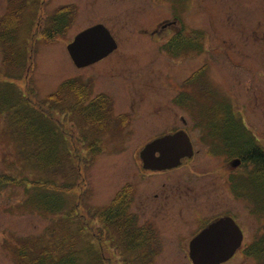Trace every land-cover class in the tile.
Listing matches in <instances>:
<instances>
[{
    "label": "rangeland",
    "instance_id": "1",
    "mask_svg": "<svg viewBox=\"0 0 264 264\" xmlns=\"http://www.w3.org/2000/svg\"><path fill=\"white\" fill-rule=\"evenodd\" d=\"M34 1L30 5L22 3L21 8L19 29L30 26V33L26 39L19 29L17 33L32 49L29 72L3 64L6 52H2L0 45V79L6 74H20L24 78L17 80L16 85L26 92L25 85L27 87L30 80L33 94L40 98L54 91L63 79L75 78L90 85L89 97L104 93L111 98L116 113L132 115V120L124 127H117L113 120L107 129L99 131L101 143L97 146L101 150L94 145L93 151L101 152L89 151L88 160L79 161L78 157L73 160L74 166L83 165V177L81 184L65 196L66 210L80 202L76 213L87 214L88 210L92 212L109 203L115 189L127 175L135 173L133 162L136 165L135 159L143 142L170 125L168 113L171 115L173 112L168 110L176 109L170 106L172 98L180 90L183 80L197 68L203 67L201 70L209 78V86L216 87L230 99H236V93L241 100L256 95V118L252 116V120L263 119L260 124L264 125V37L261 35L263 26L259 24V19L264 17V0ZM21 2L23 0L17 4ZM14 4L15 1L9 6L8 0H0V16ZM68 4L74 6L72 22L62 34L48 40L44 32L51 26L53 9ZM171 19L177 23L162 28ZM97 22L104 23L112 31L118 41V49L102 61L78 69L73 65L66 45L76 33ZM180 26L186 30H198L196 35L199 34L203 41L202 52L179 58L164 57L162 44L172 34H177ZM180 33L191 34L183 30ZM242 64L244 69L239 66ZM65 123L71 126L69 122ZM68 126L65 128L70 129ZM74 127L83 132L79 119L75 120ZM93 129L90 128V132ZM90 132L88 136L93 135ZM90 139L88 141L92 142ZM12 141L5 120H1L0 174L10 172L28 180L45 176V173L32 170L29 162L23 165L17 159ZM13 163L15 169L11 168ZM64 172L68 173L65 167ZM57 176L62 177L60 171ZM64 177L68 182L73 181L71 177ZM23 187V184L9 183L0 188V264L13 262V249L19 238L40 236L46 228L51 231L55 224L56 215L46 216L24 203L27 193ZM79 192L82 201H78ZM248 219L252 218L248 216ZM49 239L51 233L46 237ZM112 246L115 247L108 244L104 247L103 256L117 261L119 255L108 253ZM152 261V264H192L187 256L182 255L152 256ZM223 264H258V261L253 257L236 255Z\"/></svg>",
    "mask_w": 264,
    "mask_h": 264
},
{
    "label": "flooded vegetation",
    "instance_id": "2",
    "mask_svg": "<svg viewBox=\"0 0 264 264\" xmlns=\"http://www.w3.org/2000/svg\"><path fill=\"white\" fill-rule=\"evenodd\" d=\"M263 20L264 17L260 18L259 24L263 26L264 37ZM176 23L171 19L162 28ZM181 30L191 32L185 37H197L193 28L186 30L180 26L177 32ZM175 34L162 44L164 57L179 58L202 52L197 39L178 41ZM239 66L244 69L245 65ZM202 68L191 71L173 96L170 106L176 109L168 110L173 112L168 113V128L150 136L139 148L136 165L133 162L135 173L127 175L109 203L101 205L106 206L101 208L100 219L105 223L101 228L111 233L106 245L115 246L109 248V254L188 257L195 253L194 239L212 224L222 222L224 226L210 229L213 232L210 238L217 240L210 253L225 254L231 248L232 257L262 253L264 125L260 124L263 119L252 120L256 95L241 100L236 93V99H230L208 85L209 78L204 76ZM101 97L98 100L103 101L101 107L107 121L114 120L117 126L124 127L132 120V115L115 112L108 95ZM179 131L188 135L189 153L179 158L181 144L177 143L174 157L163 160L161 144L152 155L159 161L143 162L140 151L146 143ZM255 151L262 156L254 155ZM99 249L100 254H105L102 243Z\"/></svg>",
    "mask_w": 264,
    "mask_h": 264
},
{
    "label": "trees",
    "instance_id": "3",
    "mask_svg": "<svg viewBox=\"0 0 264 264\" xmlns=\"http://www.w3.org/2000/svg\"><path fill=\"white\" fill-rule=\"evenodd\" d=\"M10 3L14 0H10ZM72 10L62 8L51 17V26L44 32L47 39L63 33L64 29L72 21ZM8 17L7 19H5ZM21 22V10L14 7L0 17V45L2 52H6L2 63L9 68L18 67L27 73L30 67L32 49L28 47L26 40H21L18 29ZM29 24V23H28ZM21 34L30 33V26L23 27ZM23 74V73H22ZM25 75V74H24ZM7 79H0V115L8 118L13 125V134L20 143V154L23 162H29L31 169L45 173V176L29 182L23 178L26 195V205L44 215H56L55 224L51 231L47 228L40 236L26 235L19 238L13 249V262L11 264H152V256L149 255H119L115 261L112 257H105L96 250V245L86 238L92 236L94 224H92L95 211L87 214L74 212L75 205L66 210L65 196L70 194L74 187L82 182L80 168L74 166L75 159L81 161L78 148L70 145L52 116L55 109L63 111L62 105L67 95H72L70 107L78 115L85 114L90 123L96 120L99 123L105 114L102 110V98L98 96L99 105L91 104L85 110H81V102L87 95L86 85L76 81L66 80L62 82L56 92L37 101L33 96L31 87H27L28 97L23 95L21 89L14 83L22 79V75L6 74ZM67 90V91H66ZM95 105V107H94ZM54 110V111H53ZM56 121V120H55ZM60 127H63V124ZM74 148L71 156L70 150ZM92 148V144L89 145ZM254 155L262 156L255 151ZM78 162V161H76ZM64 167L68 173L64 172ZM61 172L62 177L57 176ZM68 174V175H67ZM71 177L68 182L64 177ZM7 181L5 177L0 179V184ZM78 202L76 207L79 206ZM103 224L104 221L102 222ZM89 226V231L84 226ZM51 233V243L46 240ZM154 258V257H153Z\"/></svg>",
    "mask_w": 264,
    "mask_h": 264
},
{
    "label": "water",
    "instance_id": "4",
    "mask_svg": "<svg viewBox=\"0 0 264 264\" xmlns=\"http://www.w3.org/2000/svg\"><path fill=\"white\" fill-rule=\"evenodd\" d=\"M115 47V40L110 34L109 30L102 24H96L76 34L73 40L67 45V51L77 67H84L105 57ZM186 139V135L182 132L165 136L162 139H156L145 146L141 153V156L144 159H148L150 163H155V158H152V153L155 151V149H157V147H160V145L162 144L164 146L163 151L167 155H171L176 152V149L173 148V145L176 142L182 145V152L187 153L189 150V145ZM165 153H163V157ZM183 154H180L178 156H181ZM222 223L216 225L224 226V223ZM225 223L228 224L229 221H226ZM216 225L212 224L207 230H205L194 239L192 250L194 252L195 249H197V255L193 253L189 256L193 264H219L227 260L231 256V251L233 250V248L230 249L229 253L216 255L210 253L216 246L213 247L208 242L204 245L200 243L204 238L211 237V234L213 232H211L210 229L215 228Z\"/></svg>",
    "mask_w": 264,
    "mask_h": 264
},
{
    "label": "bare ground",
    "instance_id": "5",
    "mask_svg": "<svg viewBox=\"0 0 264 264\" xmlns=\"http://www.w3.org/2000/svg\"><path fill=\"white\" fill-rule=\"evenodd\" d=\"M207 242H208L210 245H212L213 247L216 246V244H217V240L214 241V239H213V238H210V237H206V238H204L203 241L200 242V243H202V244L204 245V244H206ZM196 248H197V246H196ZM194 252H195L194 254L197 255V249H195Z\"/></svg>",
    "mask_w": 264,
    "mask_h": 264
}]
</instances>
